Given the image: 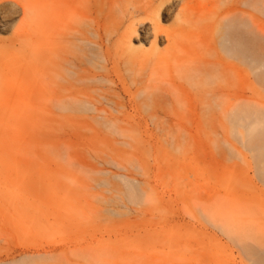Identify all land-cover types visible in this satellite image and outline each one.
<instances>
[{
  "label": "rangeland",
  "instance_id": "374dc122",
  "mask_svg": "<svg viewBox=\"0 0 264 264\" xmlns=\"http://www.w3.org/2000/svg\"><path fill=\"white\" fill-rule=\"evenodd\" d=\"M59 1L52 99L45 3L0 0V264H251L233 239L262 228L264 185L226 100L202 98L179 70L219 55L255 85L215 43L226 0ZM255 2L235 6L258 37ZM150 85L161 86L155 102ZM204 198L218 213L237 208V225L217 227L224 212L209 222Z\"/></svg>",
  "mask_w": 264,
  "mask_h": 264
},
{
  "label": "bare ground",
  "instance_id": "6f19581e",
  "mask_svg": "<svg viewBox=\"0 0 264 264\" xmlns=\"http://www.w3.org/2000/svg\"><path fill=\"white\" fill-rule=\"evenodd\" d=\"M219 1L222 2V0H219ZM257 1L258 2H255V3H258L257 6L261 2V4H260L261 6L260 5L259 6H260V9L264 13V0H257ZM43 2L45 3L48 14H50L49 19L51 21L50 30L48 31V34L45 35L46 40L50 39V43H49V41H47L49 45L47 44L46 49L48 50L49 53L51 52V54L49 56L43 58V62H44L42 65L43 75H44V77H46V80L44 82V85H45L44 89L50 90V94L52 95L51 97L53 99L55 97L54 88H50L48 86V83L56 84V80L59 79V77L61 76L59 73L60 67L58 68V63H56L57 55L55 54V52H56V50H55V42H56L55 36H56V31H57L56 30V28H57L56 15L58 12V8L60 6V1L59 0H43ZM224 2H226L227 5ZM224 2H222V3H224L226 5L227 9L224 12L225 15L224 14L222 16L219 15L220 18L223 16L224 17L222 20H220L221 22L219 21L217 23V27L215 28V36H216L215 43H216L217 48L219 49L220 53L224 56V58L235 62V64H239L240 66H244V68L247 71L248 70L252 71L254 84L257 85L258 88L256 89L255 85L252 86V83L251 84L248 83L247 73H243V72L239 73L236 70V66L234 64L227 63V62L223 63L222 62L223 57H220L219 55H218L216 60H211V61H209V60L208 61H206V60L188 61L187 60V61L183 62L182 65L179 66L180 67L179 70L185 71V74H184L185 78L188 81H190L192 84H194V86H197V87L203 89V91L201 92L202 98L209 100L210 102L214 101L218 98H223L226 100L227 103H226V106L223 108V110H224V113L227 115V119L229 121V124L232 126L234 131L239 132L240 138H241V145H242L244 151H246L247 153H250L251 157L253 158L252 159V164L254 163V169L253 170L256 174L254 172L253 173L258 178V180L256 178V180H254V181L260 182L261 184L264 185V101H260L261 99L263 100V98L261 96H260V100L259 99L257 100V99H254V97H250L248 94L251 92L259 94V91L264 93V34H263L264 32L262 33L263 36L259 35L258 36L259 38H258L257 34H258V32H260V30L258 29V31H256L257 34L254 33V31L251 30V28H255L254 24L251 25L250 24L251 22L249 23L247 16L246 17L243 16L246 12L244 10H242L241 8H240L241 9L240 10L239 7L237 9V7L235 6L238 4L241 6H248V5H250V2H252V0L251 1L250 0H236V2L235 1L233 2V3H235L234 6L231 5L232 7L228 6V3L229 4L231 3V2H228V0H226ZM255 3H252V4H254L256 6ZM254 5H251V6L253 8H255ZM160 7H163V6L161 5ZM160 7L157 8V10H156L157 13H159ZM168 8L169 7H166V8L164 7L163 12L167 11V10L169 11ZM252 20L250 19V21H252ZM255 22H258V21L255 20ZM248 25L249 26L251 25L250 28L248 27ZM259 34H261V32ZM155 39H158L157 35H155ZM214 50H215V52H217L216 48H214ZM48 60H49L51 66L53 68H50V64L48 66V64H47ZM68 63H69V65L72 66V64H70V62L66 61V64H68ZM67 67L70 68L68 65H67ZM258 70H261L262 73L257 74ZM66 72L68 74H72L71 69H68ZM232 73H233V75H232ZM232 76H233L234 80H236L237 82L240 81L241 84H239V83L236 84L235 82H232V80H230V78ZM169 85H170L172 90H176L177 92L182 94V90L179 86L175 85L174 83H170ZM158 89H161L160 85H156V86L150 85L149 90H148V94H147V99H150L151 101L155 102L159 98V96L156 94V91ZM252 96H254V95L252 94ZM66 98L67 97H65V99ZM70 98H67V99H70ZM69 108H74V109L77 108V109L83 110V107L80 105H71L70 104ZM240 130L243 132L240 133ZM175 144L178 145V141H176ZM236 151L239 153L238 149H235V152ZM254 179H255V177H254ZM128 195H130V191H129ZM132 195H133V189H132ZM210 198H212V197H210ZM210 198L208 197V200ZM205 199H207V198H204L203 202L205 203L206 207L208 206L207 208L209 209V210L206 209L207 210L206 212H210L212 209H217L216 207H213V206H217L218 204H220V202H218V204H217L216 202L214 203V201H213V203L215 205H213V206L211 204L207 205L208 203H210V201L212 199L209 200V202L207 200V204L205 202ZM214 199H216L215 196H214ZM226 208L229 209L228 207H226ZM222 209H224V208H222ZM225 209H224V211L222 210V212H224V214H222V215H223V217H226V218H224V220H223V217H221V219L223 220V221H221V224H220V221H215V220H217L216 219L217 215L218 214L221 215V213H222V212L218 213L217 210H216L217 212H215V210H212L209 214L206 213V214H208V221H209V219L213 220L212 218L216 217V218H214V221L216 222V226L218 227V225H220V226L223 225L221 227L226 228V224L223 222H225L226 219L233 222L235 217H233L232 213H234V215L235 214L238 215V212L236 210L237 208L232 209V210H235V212L234 211L231 212V210H228L229 211L228 214H230L231 215L230 216L227 214V211L225 212ZM218 210H219V207H218ZM213 212H214V214H213ZM215 213H218V214L215 215ZM212 214L214 216H212ZM225 214L228 216H226ZM237 215H235L236 218H237ZM230 217H232L233 220H231L232 218H230ZM246 221L248 222V220H246ZM246 221L244 220V224H246ZM211 222H213V221H211ZM215 222H213V223H215ZM242 222L241 221L238 222V220H237V223L238 224L240 223V225L242 224ZM257 223H258V226L256 224V221L254 223V224H256V226L253 225L254 227H257V229L253 228L252 224L249 223L251 225L252 231L255 229L256 232L253 231V233H252L251 229L249 228L250 225H248V223H247L245 225V228L248 225L247 228H249L250 230L249 229L245 230V232L243 234H241L242 237H240V239L238 238V240L236 237H234V239L233 238H230V239H233L234 240L233 242H236V241L241 242V244L236 242L237 244H239L237 246L238 247L240 246L238 250L240 252L241 251L243 252V253L241 252V254H243V256H245L244 258H246V257L249 258V260H248L249 262L251 261L253 264H264V232H263V229H264L263 225L264 224L262 225V228H260V225H259L260 222H257ZM229 224L232 225L234 223H229ZM244 224L241 225L242 226L241 229L244 227ZM213 225L211 223V226H213ZM236 225L237 224L235 222V226ZM220 226H219V228H220ZM130 227H133V226H130ZM227 227H229L228 223H227ZM213 228H214V226H213ZM219 228L216 229V227H215V230L219 231L220 230ZM223 228H221V229H223ZM234 228H233V230H234ZM133 229L136 230L135 228H133ZM138 229H139V227H138ZM259 229H260V231H258ZM226 230L228 233L233 234L232 230L230 232L228 231L229 228ZM237 230L238 229L236 228V231ZM224 231H223V233H227ZM220 232L222 233L221 230H220ZM240 232H241V230H240ZM240 232H238V233H240ZM238 233H236V235ZM234 235H235V230H234ZM247 240L249 242L252 241L251 243H253V245H251V243L249 244V242ZM236 243H235V246H236ZM240 248H242V249L240 250ZM247 258H246V260H247ZM54 259H56V258H53L52 260H54ZM32 260H34V259H32ZM32 260H31V262H32ZM43 262L45 263V261H43Z\"/></svg>",
  "mask_w": 264,
  "mask_h": 264
}]
</instances>
